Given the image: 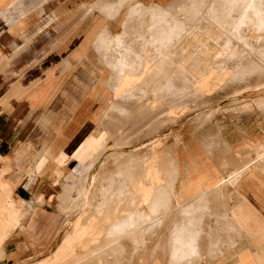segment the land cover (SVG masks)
Masks as SVG:
<instances>
[{
    "label": "rangeland",
    "instance_id": "1",
    "mask_svg": "<svg viewBox=\"0 0 264 264\" xmlns=\"http://www.w3.org/2000/svg\"><path fill=\"white\" fill-rule=\"evenodd\" d=\"M155 5L154 2L151 7L154 9ZM158 7L155 13L161 15L162 18L156 17L154 19L155 22L162 24L155 26L156 31L154 33L156 35L154 34L155 38H150L151 42L140 43L144 41L141 36L144 34L142 31L138 32V35H140V38L138 37V40L140 39L139 42L131 41L126 43V41H123V43L125 42L128 45V47L123 45L126 51L127 48H130L129 51L135 50L136 44L139 46L137 50L140 51L138 56L142 55L139 61L143 60L144 53L147 51V58L149 57L147 60H151L155 73L148 74V77L152 78L150 79L151 81L149 82L147 78L141 85H152L153 89L147 90L146 88L142 91V95L138 93L135 97H127L124 103L120 99L114 100L113 106L115 108L118 107L119 112L117 109L113 110L114 112H108L105 122V133L103 139L102 137L99 139L100 144L94 146L96 148L93 151L94 156L89 157V162L84 165L79 166V162H69L67 164V170L75 164L76 171H78L76 174L79 175V178L72 185L73 190L80 187L83 188L75 191V194L68 193L65 195L68 199L63 201L62 206L66 204V208L64 207L66 210L57 208L63 215L62 220L66 217L65 226L62 225L61 227L62 235L57 244L64 236H68L66 235L68 232L74 229L72 224L80 211V207L84 211L80 218L82 222H86L97 215L94 228L95 232L100 233L98 238H101V241L99 239L97 242L90 241L91 234H88L82 241L81 247H76L74 253H76L78 248L81 253L88 251L94 245L95 248L105 245L107 241L101 237L103 236L101 233L106 227L105 213H98L103 208L110 206L111 202L117 198L132 197L128 194L132 180L131 175L136 169L138 162L146 159L153 146L158 145L157 149L161 155L162 160L157 164L162 166L165 177L163 191H166L165 194L158 196L159 203H157V210L153 213L154 216L156 213L158 215L166 212L167 206L176 202L179 191H183V196L190 197L195 193V188L204 187L212 182V184L216 183L218 179L216 177L213 179L214 173L217 172L221 175L220 169L225 168L229 164L228 162L225 163L224 158L221 157L220 159L219 156L223 154L231 157L234 154L229 146L235 148L241 146L244 141L260 139L264 135V0H169V2ZM142 14L143 11L139 15L140 19L145 17ZM219 14L222 17L219 18ZM151 15L154 16L152 13ZM161 29L162 31H160ZM157 30L164 36L158 34ZM254 32L256 35L253 34ZM168 33H171V35ZM124 34L126 35L127 32ZM121 37L123 40V34ZM162 37L165 39L163 40ZM156 39L157 41H155ZM116 45L117 47L121 46L120 44L118 46L117 41ZM123 46L121 49L125 53ZM154 52L155 56L153 58ZM219 55L221 57L218 58ZM54 59V57L42 59L36 68L33 67V69L26 72L25 78H28L34 70L40 71V69L47 68ZM121 60L119 61L123 62L122 58ZM139 61L134 58L129 60L130 63L125 62V65L133 66V70L137 74L141 63ZM208 65L215 66L218 73L225 72L228 69L230 74L221 85L210 93L197 91L194 88V84L201 76L207 74ZM70 74H67L69 76L68 80H71ZM73 75L75 79L77 78L75 82L70 81V83H67L63 89L65 91L64 95L60 96L58 95L60 93H57L54 99L45 106L44 112H50L52 109L54 111L60 110L63 108V103L65 105L66 101L73 98L79 104L72 113H82L83 115L88 113L92 115V112L97 108V102L92 100L86 93L82 98L80 97V91L86 89L89 82L84 73L77 71ZM113 78L114 76H111L110 79L108 78L109 80L106 79L112 84ZM183 86L186 87L183 88L182 95L179 96V91L182 90L181 87ZM188 88L190 96L189 92L185 91ZM137 90L139 91L140 89L138 88ZM176 92H178L177 95H175ZM185 92L186 97H184ZM72 113H69V116ZM119 117L123 118V120L120 123L118 121V126L109 132L108 128ZM92 126L93 122L91 120H83L69 134L70 137L63 146V150L69 153L74 149ZM36 128L37 125L31 129L30 136L34 135V133L38 134ZM99 132L101 135V130ZM208 138H210L209 141H204ZM31 141H33L34 146L35 144L38 146L34 138ZM136 154L139 159L129 162L127 156ZM123 158L124 162H122ZM191 158L192 165L195 167L189 170L188 163ZM119 159L121 161L118 163ZM0 162L2 161L0 160ZM100 168L101 170L103 169L102 172H100ZM98 170H100L101 175L97 176L94 185H92L90 181ZM5 172L8 171L0 170V206L5 198L2 196L7 193L6 189L10 191V195L17 196L15 191H12V188L4 183L3 174ZM197 172L199 174L202 173L204 177L198 176L197 178ZM226 173L227 170H223V174ZM211 179H213L212 182ZM46 180L50 183L49 179ZM43 181V179L39 181V184ZM115 182L116 184H114ZM244 187L247 190L249 186ZM106 189L109 190V195L107 193L104 194ZM110 190L111 193L113 192L112 194H110ZM86 191H88V197L84 198ZM224 191L227 193V197H230L229 202H232L231 189L224 188ZM28 193L33 195L32 198L22 197L25 201L24 204L23 202L15 203L14 209L16 210L17 207L18 211L14 217L18 219V225L20 223L24 224V219L31 207L34 206L36 198L41 199V197H36L38 191L33 193L29 191ZM247 195L252 196L253 201L250 203L258 209L264 207L263 191L254 192L251 190ZM78 198H81L82 204L76 200ZM49 204L51 209H53L54 199ZM29 205H31L30 208L28 207ZM208 206H211L210 203L201 202L197 207L196 214L192 218H188V220L198 221L203 211L212 209ZM169 215L172 217L168 224H164L165 216L161 226L156 227V232L141 234V237L146 239V246L152 243V240L149 241L151 238L155 235H160L157 231H161L164 225L167 228H164L162 235L167 239L180 229L179 223L187 220L185 214L178 216L179 213L175 211H172ZM196 215L197 217H195ZM0 216V219L6 218L7 220L5 214ZM198 222L197 226L192 227L196 231V234L192 235L193 241H197V237L202 239V225L200 221ZM4 224V226L0 224V230L2 228L8 229V225ZM113 237L115 238V236ZM6 239L0 245V264H34L43 258L51 256L55 250L53 249L54 239L45 248L42 245L29 244L25 233L17 230H14ZM158 240H156L155 244H158ZM139 242L141 243V239ZM165 245L169 246L162 240L161 246ZM4 248L5 252L3 255ZM167 250H164L165 254H168L169 251ZM132 251L133 249L130 250V252ZM146 252L148 254V249H146ZM196 253L202 254L200 250H196L195 255ZM157 255L162 256L161 258H166L159 248L157 250L152 248V256L157 257ZM136 256L137 250L130 257L123 255V260L125 264H136L134 261ZM111 257L115 256L112 255L107 259H112ZM68 261L66 260V262ZM147 262L148 257L146 256L140 260L139 264H146ZM202 262L211 264L203 259L197 264Z\"/></svg>",
    "mask_w": 264,
    "mask_h": 264
},
{
    "label": "crops",
    "instance_id": "2",
    "mask_svg": "<svg viewBox=\"0 0 264 264\" xmlns=\"http://www.w3.org/2000/svg\"><path fill=\"white\" fill-rule=\"evenodd\" d=\"M154 2L165 4L169 0H0V154H2L0 170L8 171L3 174L4 183L9 185L18 196L32 198L33 195L28 192L38 191L36 197L42 199L40 202L35 200L34 206L24 219V224L20 223L17 229H14L24 232L29 244H38L47 248L54 239L53 249H56L62 243L65 236L57 244L62 235L61 227L65 226L66 217L62 220L63 215L57 208L65 209L67 205L62 206L63 201L68 199L65 195L73 194L83 188L73 190L72 185L79 175L76 174L78 171L75 164L68 170L67 164L79 162V166L84 165L89 162V157L94 156L93 150L96 149L94 146L99 145V139H101L100 125H106V111L110 110L109 107L114 101L113 83L108 84V81L104 80L105 75L114 74L121 64L129 63L130 59H140L138 45L135 46V50L131 52L127 50L124 54L123 50L118 49L116 38L121 36L125 29L127 36H123V41L139 42L138 32L142 31L144 34L141 36H144V41L140 43L151 42L149 40L156 35H154V26L157 25L153 19L154 16L149 12V7ZM141 11L145 16L143 19L139 17ZM113 49H116L118 54ZM119 53L124 56L121 55V57ZM108 55L114 59L117 58L118 61L122 58L123 62L115 63L112 58H110L112 61L109 59ZM49 57L55 58L53 62H49L50 66L40 71L34 70L28 78H25L28 70L36 68L42 59ZM110 61L111 63L114 61L112 70L108 68L111 66L108 65ZM114 65H117L115 70ZM77 71L84 73L89 82L87 88L80 91L82 95L80 97L82 98L86 93L97 102V108L92 115L72 113L79 104L73 98L66 101L65 105L63 103V108L60 110L52 109L50 112H44L45 106L57 93H60L58 94L60 96L64 95L63 89L67 83L75 82L77 78L75 79L73 73ZM68 73H71V80H68ZM69 113L72 115L69 116ZM85 119L93 122L92 128L74 149L66 153L63 146L67 143L69 134ZM122 120L123 118H117L108 128L109 132ZM35 125H37L38 134L34 133L30 136V131ZM32 138L38 146L33 145ZM241 144L235 148L229 146L233 152H241V157L237 161L239 163L235 162L236 165H241L242 160H245L244 162L250 160V153L245 152L248 147L253 148L252 152L256 153L264 150V135L260 139L244 141ZM242 156H244L243 159ZM231 164L220 169L223 177H227L235 170V164H232V167ZM188 165L189 170L194 169L192 158ZM59 168L63 174L57 181L55 171ZM100 170L91 179L92 185L97 176L101 175L100 172L103 169ZM223 170H227L228 173L223 174ZM196 174L197 178L204 177L202 173ZM215 177L219 179L216 173L213 179ZM42 179L44 181L39 184ZM46 179H49L50 183ZM244 186L249 187L246 190ZM230 189L232 202H229L230 197H222V204L220 201H216L219 204L214 202L215 204L208 206L212 209L203 211L198 218L202 225V239H200L202 243L197 247H203V250H200L203 254L198 258L211 264H264V207L258 209L250 203L253 201L252 196L247 195L251 190L264 192V168L250 164ZM52 199H54L53 209L49 204ZM76 200L82 204L81 198ZM214 205L223 206L219 208L221 209L219 211L215 210L217 207ZM82 212L83 208L80 207L76 218ZM171 217V215L166 216L164 224H168ZM217 217L220 220L222 218V221L219 218L217 220ZM227 219L229 223L231 220V225L226 221ZM218 224L229 226L228 232L227 228L223 226L221 229ZM164 228H167L166 225L162 228L163 231L161 229L159 232L160 235L164 232ZM217 228H220L222 233L225 229L224 235ZM214 230L220 234L214 233ZM72 231L66 235H70ZM225 234L227 240H225ZM221 235L224 237L221 238ZM156 240L155 235L152 243L149 244L151 248L147 254L146 264L163 263L159 256L150 258ZM4 252L5 248L3 255ZM76 253H80L79 248Z\"/></svg>",
    "mask_w": 264,
    "mask_h": 264
},
{
    "label": "bare ground",
    "instance_id": "3",
    "mask_svg": "<svg viewBox=\"0 0 264 264\" xmlns=\"http://www.w3.org/2000/svg\"><path fill=\"white\" fill-rule=\"evenodd\" d=\"M155 4H156L155 5L156 7L154 9H153V7H151L149 10L154 15L155 19H156V17L162 18L161 15L155 13V10L157 9V7L160 6L162 3H156L155 2ZM218 17L220 18V17H222V15L219 14ZM153 23L155 25L154 21H153ZM156 24H157L156 25V27H157V26H160L162 23L160 24V22L159 23L156 22ZM151 25H152V23H151ZM152 26H151V28H152ZM125 31H124V33H126ZM154 31H156V29ZM160 31H162V29ZM157 32H158V34L164 36V34L159 33L158 30H157ZM120 33H121V31H120ZM124 33L122 32L123 36L125 35ZM253 34L256 35L255 32ZM169 35H171V33ZM162 38H163V40L165 39L164 37H162ZM116 39H117L118 46H119V44L121 45L120 47H118V49H121L123 45L124 46L126 45L128 47V45L125 44V42L123 43L121 36H119ZM149 41H151V39ZM155 41H157V39ZM160 43H161V39H160ZM108 46L109 45H107V47ZM124 46H123V49H124ZM196 46H197V44H196ZM133 48H134V46H133ZM129 49L127 48V50H129ZM105 50H102V51H105ZM113 50H115V49H113ZM121 50H119V51H121ZM124 50H126V48ZM115 52L117 53L116 50H115ZM126 52L127 51H125V53ZM129 52H131V50ZM109 55H108L109 59L112 58L113 55L112 54H111L112 56H109ZM153 55L155 56V52ZM116 56L117 55H115V57ZM141 56L142 55L140 54L139 57H141ZM219 57H221V56L219 55L218 58ZM148 58H147V51H146V53H144L143 60L139 61L140 59L137 58L138 61L141 62L140 67L138 68L137 74L133 70V66L131 67V65H130V67H129V66H126L125 63H123L118 67V69H116L114 74L110 73V74L105 75L107 79L108 78L110 79L111 76H114V78H113L114 86L112 85L114 87L112 89L114 91V100L120 99L123 101V100H126L127 97H131V98H132V96L135 97V95H137L138 93L142 95V91L146 88H147V90L153 89L152 85L151 86L150 85H148V86L147 85L146 86L141 85L142 83H144V81H146L147 78H148V81L150 82L151 81L150 79H152V78H149L148 74L154 72L153 71L154 67L152 66V63L150 62L151 60H147ZM112 59L115 61V63H117V62L122 63L121 62L122 60L117 61L116 60L117 58L114 59V57ZM112 59H110V60L112 61ZM102 61H103V58H102ZM111 61H110V64H108L111 66L109 67L107 65L108 68H111L112 63H114V61L112 63H111ZM100 66H101V64H100ZM115 67H117V65H114L113 69ZM215 68H216L215 66H209L208 65L207 74L201 76L198 79V81L194 84V88H196L197 91L210 93L217 86L221 85V83H223V81H225L227 79V77L230 74L228 72V69L225 72L218 73ZM204 69H205V67H204ZM111 70H112V68H111ZM114 70H113V72H114ZM106 71H108V70H106ZM108 73H109V71H108ZM101 76L103 77V75H101ZM102 77H101V79H102ZM107 79H104V80H107ZM111 81H112V79H111ZM108 84H110V81H108ZM185 87L186 86L181 87L182 90L179 91V96L182 95V91L184 90L183 88H185ZM188 87L190 88V86H188ZM138 88L140 89L139 91L137 90ZM189 88H188V90H185V91L189 92ZM177 94H178V92L175 93V95H177ZM192 95H193V93H192ZM189 96H190V92H189ZM184 97H186V92H185ZM111 99H113L112 96H111ZM110 104H111V102H110ZM111 105H112V106H110L111 108L109 107L110 110L106 111L107 114H108V112H112L113 110H116L118 108V107L115 108L113 106L114 104H111ZM118 105L120 107L119 103H118ZM118 112H119V110H118ZM111 115H113V114H111ZM107 117H105V118H107ZM105 127H106V125L101 124L100 128H99V130H101L102 139H103V136L105 133V131H104ZM157 143H159V142H157ZM157 146L158 145L153 146L150 149L149 153L146 156V159L138 162L136 169L133 171V173L134 172L135 173L133 174L131 172L132 173L131 178H132V180L134 179V181L132 182V180H131V182H130L131 185L129 186L130 189L128 191V194H130L132 197H120V198L116 197L117 199L112 201L110 206L103 208L98 213V214H101L103 212L105 213L106 227H105V230H103L104 232L102 231V233H101V235H103L101 237L106 239L105 241H107L105 243V245H103L100 248H95V245H94V246H92V248H90L86 252L74 253L76 247H81L82 241L86 238V236L88 234L89 235L91 234L90 241L97 242L98 239L101 241V238H98L100 233L98 234L97 232H95V228H94L95 227V219H96L97 215L95 217H92L91 219H89L86 222H82V221H80V218L84 214V211H83V213H81L80 216H78V218H76V220L72 224L74 227L72 233L63 239L62 243L52 252L51 256H49L47 258H43L34 264H121V263L125 264V262L123 260V255H125L126 257H130V255H133L135 253V250H137V256H136V258L134 257L135 258L134 261L136 262V264L137 263L139 264L140 260L143 257L147 256L146 249H148V251L150 250V245L146 246V239H143L141 237V234H144L146 232H156L155 231L156 227L161 226V224L163 223V221L165 219V216L169 215L172 211L179 213L178 216L185 214V216H187V220L179 223V225L181 226L180 229L177 228L178 231H175L172 234V236L170 235L169 236L170 238L166 239L165 236L162 235L163 232L161 234L162 236L161 235H158L159 237L156 236L157 239H159V240H158V244H155L154 248H155V250H157L159 248L160 251L166 256V258H161L162 256H159L164 264H197L198 261L201 260L198 258V256H202L203 253L202 254L196 253V255H195V251L197 249L198 250H203V249L197 247L200 245V243H202L200 241V237H197V241L192 240L193 239L192 235H194V233L196 234L195 229L192 227L197 226L199 222L197 220L190 221V220H188V218H192L196 214V211L198 209L197 207H198V205L201 204V202H206V203L208 202V203H210V205H213L214 202L219 204V202H216V201H220V204H222L221 203L223 201V200L221 201L222 197H227V193L224 191V188H226V189L229 187L231 188L234 185L235 181L238 179V177L249 168L250 164L251 165L254 164L256 166H260V167L264 168V150L261 153H256V152H252L253 148L250 149V147H248L247 152L250 153L251 158L249 157L250 160L246 161V162H244L245 160H242L241 165L240 164L236 165L237 163H239L237 161L241 157L239 152H236V153L234 152V154L231 157L221 154L219 157H220V159H221V157L224 158L225 163L230 162L234 165L236 162L235 166L237 168L236 167L234 168V166H233V168L235 170L232 173H230L229 175H227V177L224 178V177H222V175H220L219 173L216 172V174L219 176V179L216 183H214L212 185H205L204 187L200 186V187L195 188L194 189L195 193L192 194V196H190V197L182 198L183 191H179V193H178L179 195H178V197H176V200H175L176 202L171 203L169 206H167L168 210L166 209V212L158 214V215H156L157 214L156 213L153 216V213L157 210V203H159L158 196H161V194H165V192H166V191H163V187H164V183H165V179H164L165 177L163 174L162 166L158 165L162 159H161V155L159 154V151L157 149ZM254 150H256V149H254ZM93 151H95V149ZM249 151H251V152H249ZM127 157H128L129 162H131V161L133 162V161H136L139 159V156L137 154L136 155H130ZM216 158L218 159V157H216ZM120 161L121 160L119 159L118 163ZM122 162H124V158H123ZM232 164H231V167H232ZM59 169L55 171V177H56L57 181H58V179H60V177L63 174L62 170L61 169L59 170ZM111 184H113V183H111ZM114 184H116V182ZM119 184H120V182H119ZM56 185H57V183H56ZM25 186H27V185H25ZM115 187H117V186H115ZM116 189H118V188H116ZM6 190H7L6 191L7 193L4 196H2L5 198L3 199V203L0 206V215L5 214V216H7V220H6V218L0 219V224H2V226H4L5 225L4 223H6L8 225L7 226L8 229L5 230V228H2L0 230V245L3 244V242L5 241V239L8 236V233L10 231H12L13 229H15L16 226L18 225V222H19L18 219L16 217H14L17 215V211H18L17 207H16V210L14 209L15 203L19 204V203L23 202V204H24V202H25L24 198H22L18 195L12 196V195H10V191L8 189H6ZM116 191H119V190H116ZM108 192H109V190L106 189L104 194L107 193V195H109ZM112 193L110 190V194H112ZM122 193H123V191H122ZM87 195H88V191H86V193H84V198ZM36 201H41V199L38 198V199H36ZM30 206L31 205H29L28 207L30 208ZM214 206H216V205H214ZM222 206L223 205H221V207ZM224 206H225V204H224ZM216 207L217 208L215 210H217V209L219 211L221 210V209H219V208H221L220 205H219V207L218 206H216ZM31 209H32V207H31ZM222 209H224V208H222ZM221 216H222V214H221ZM224 216H225V214L223 215V217ZM195 217H197V215ZM101 218H103V217L101 216ZM218 218L219 217H217V220H218ZM226 218H227V216H226ZM219 220H220V218H219ZM220 221H222V218ZM226 221H228V219ZM217 222L219 224H221L219 221H217ZM223 222L225 223V221H223ZM224 223H222V224H224ZM228 223H229V221H228ZM229 224L231 225V220H230ZM234 225H235V223H234ZM223 226L224 225H222V226L219 225V227H221V229ZM224 227L227 228L226 230L228 232L229 226L228 227L224 226ZM232 227H234V226H232ZM193 229H194V231H193ZM216 231L214 230V233ZM224 231H225V229H224ZM224 231L222 233V231L219 230V232L222 233L223 235L225 233ZM236 231H238V229H236ZM99 232H100V230H99ZM159 232L160 231H157L158 234H160ZM219 232H216V234L217 233L220 234ZM165 234H166V232H165ZM226 234H225V236H226ZM223 235H221L222 236L221 238L224 237ZM113 236H115V238ZM218 237L220 238V235H218ZM140 239H141V243L139 242ZM152 239L153 238H151L149 241H151ZM86 240H88V239H86ZM162 240L165 241V244H168L169 246H166V245L161 246ZM225 240H227V236H226ZM132 249H133V251L130 252V250H132ZM166 249H168L167 251H169L168 254L164 253V250H166ZM112 255L115 257H111L112 259H107L108 257H110ZM150 256H151V259L155 257V256H152V252L150 253ZM66 260H69V261L66 262Z\"/></svg>",
    "mask_w": 264,
    "mask_h": 264
}]
</instances>
